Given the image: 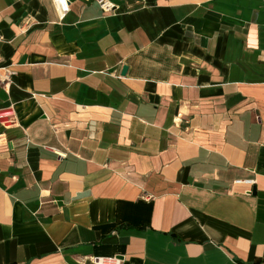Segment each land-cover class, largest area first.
<instances>
[{"label":"crops","instance_id":"crops-1","mask_svg":"<svg viewBox=\"0 0 264 264\" xmlns=\"http://www.w3.org/2000/svg\"><path fill=\"white\" fill-rule=\"evenodd\" d=\"M68 1L0 0V264H264V0Z\"/></svg>","mask_w":264,"mask_h":264},{"label":"built area","instance_id":"built-area-1","mask_svg":"<svg viewBox=\"0 0 264 264\" xmlns=\"http://www.w3.org/2000/svg\"><path fill=\"white\" fill-rule=\"evenodd\" d=\"M100 8L104 13H110L114 10L115 6L108 0H96ZM56 6L58 10V14L61 19H64L66 15L70 12V6H69V1L68 0H56ZM14 75L13 71L7 70V74L2 77L0 76V83L7 85L10 83L12 76ZM238 183H242L239 181ZM246 184L252 185L253 181H246Z\"/></svg>","mask_w":264,"mask_h":264},{"label":"water","instance_id":"water-1","mask_svg":"<svg viewBox=\"0 0 264 264\" xmlns=\"http://www.w3.org/2000/svg\"><path fill=\"white\" fill-rule=\"evenodd\" d=\"M253 194L255 195L256 194V189L254 188V190H253Z\"/></svg>","mask_w":264,"mask_h":264}]
</instances>
